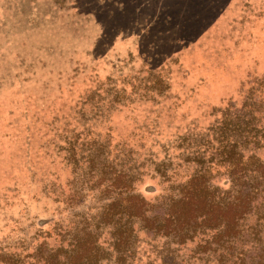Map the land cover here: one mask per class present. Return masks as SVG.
I'll use <instances>...</instances> for the list:
<instances>
[{
	"label": "rangeland",
	"instance_id": "obj_1",
	"mask_svg": "<svg viewBox=\"0 0 264 264\" xmlns=\"http://www.w3.org/2000/svg\"><path fill=\"white\" fill-rule=\"evenodd\" d=\"M263 74L264 0H0V251L96 211L85 192L67 206L65 141L144 138L180 160L174 140Z\"/></svg>",
	"mask_w": 264,
	"mask_h": 264
},
{
	"label": "trees",
	"instance_id": "obj_2",
	"mask_svg": "<svg viewBox=\"0 0 264 264\" xmlns=\"http://www.w3.org/2000/svg\"><path fill=\"white\" fill-rule=\"evenodd\" d=\"M245 84L239 103L174 140L180 160L151 154L144 138L137 150L109 133L65 141L67 206L85 192L96 211L55 221L29 252L0 251V264H264V74Z\"/></svg>",
	"mask_w": 264,
	"mask_h": 264
}]
</instances>
